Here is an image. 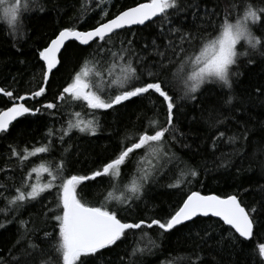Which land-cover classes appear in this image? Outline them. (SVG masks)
<instances>
[{
	"label": "trees",
	"instance_id": "trees-1",
	"mask_svg": "<svg viewBox=\"0 0 264 264\" xmlns=\"http://www.w3.org/2000/svg\"><path fill=\"white\" fill-rule=\"evenodd\" d=\"M29 2L33 10L24 13L23 25L16 32L12 31L5 19H0V88L11 91L14 96L31 93L42 84L43 63L38 57V50L46 46L61 28L75 24L82 12L85 19L78 27L80 30H88L95 27L97 22H104L145 0ZM250 2L264 6V0ZM184 3L185 10L170 17L171 25L165 24L164 35L160 34L161 22L156 18L154 22L150 21L143 26L119 31V38L113 37L114 46L106 45V49L118 52L121 49L120 42L124 41V46L127 47V40L131 39L135 51L140 55H147L152 51L153 39H156L157 44L167 43L165 36L168 27L182 26L193 33L198 29L201 33L213 32L211 25L219 24L231 0H184ZM41 4L46 7V11L35 10ZM192 4L199 7H191ZM213 9L220 15L209 21L205 11L211 13ZM104 11L108 13L107 16H103ZM253 31L257 35H264V28L259 26H254ZM145 45L149 47L145 48ZM95 47V44L89 48L68 42L62 63L50 75L45 95L35 99L29 96L24 102L26 106L33 108H41L48 102H54L58 104V108L25 114L10 126L7 133H0V225H3L0 227V264H16V257H20L23 264L25 257L22 253L30 242L49 250L58 233L56 221L44 215L48 209H55V189L43 193L42 199L37 201L10 203L25 180L28 184L31 183L29 173L33 167H39L41 163L55 167L63 157L66 161L65 175L88 174L111 158L122 141L127 143L126 136L131 138V134L147 128L149 119H156L161 123L165 121L166 112L159 101H156L154 107L147 99L132 98L114 109L97 110L95 118L100 127L95 135L71 129L64 136V141H61L60 137L68 129L69 123L76 119L75 113H81L82 119H92V110L83 102L59 101L56 97L71 82L85 59H99L104 68L112 62L113 58L107 53L90 55ZM237 47L241 52L248 50L243 41ZM148 58L159 59L153 56ZM248 59L249 57L242 56L238 62L240 75L233 77L234 84L230 94L236 99L231 105L224 103L225 93L229 90L218 85L203 86L195 94L196 100L184 96L182 84L176 85L175 95L182 98L177 100L179 108L174 120L178 129L175 133L177 139L166 140L171 151L176 154V160L168 165L171 170L166 169V174L155 176L146 185L141 199L135 200L131 206L109 200L106 202L109 208L117 210L120 217L129 222L151 218L166 219L192 191L221 196L238 193L248 207L257 209V219H264V208L261 207L264 204V95L257 91L264 90V56L256 53L251 64L247 62ZM233 70H236V66H233ZM15 102L16 100H10L4 93H0V111ZM245 128L248 129L247 140H239L235 144L229 141V137ZM49 130L52 131L51 136ZM220 132L224 133L223 137L219 136ZM46 144H50L49 152L23 162L12 155L13 148L22 152L25 148L31 150ZM141 155L143 151L137 150L123 169L128 174L122 178L123 183H127L136 170V159ZM191 170L197 172L195 177L191 176ZM32 175L37 177L33 183H47L50 179L46 173ZM38 176H42L44 180ZM177 181L180 182L179 187H169ZM109 191L112 189L107 178L78 189L80 196L95 206L105 203ZM120 191H123L122 184L114 195ZM217 222L214 218H195V223H185L167 233H162L154 226L152 229H143L146 236L141 230H131L122 243L118 242V246L102 250L103 256L95 264H189V257L193 264H200L196 259L197 255L203 258V264H254L258 258L253 254V248L264 243V228L251 241L245 242L241 250L240 246L233 248L227 243V232L222 237L219 228L210 229V239L204 235L205 226H214ZM44 232L52 234L47 238L48 243H44ZM149 240L154 241L155 246L150 245ZM137 247L145 248L143 254L137 252L133 255V249ZM33 255L35 264H40L39 252ZM28 259L31 261L32 258Z\"/></svg>",
	"mask_w": 264,
	"mask_h": 264
},
{
	"label": "snow or ice",
	"instance_id": "snow-or-ice-1",
	"mask_svg": "<svg viewBox=\"0 0 264 264\" xmlns=\"http://www.w3.org/2000/svg\"><path fill=\"white\" fill-rule=\"evenodd\" d=\"M190 6L199 7L197 4ZM0 9H2L3 19L11 26L12 31L16 32L23 25L24 13L32 11L33 6L29 0H23V2L22 0H0ZM35 10L44 12L46 7L41 4L36 6ZM184 10V0H145L120 11L104 22H97L95 27L88 30H80L78 27V24L85 19L82 12L75 24L61 28L46 46L38 50V57L43 62L41 69L43 82L35 91L14 96L11 91L0 88V93H4L10 100L25 101L29 96L33 99L41 97L45 95L46 85L53 70L62 63L68 42H78L79 46L89 48L95 44L96 47L90 55L100 56L102 53H107L113 60L107 68H104L99 59H85L80 70L73 75L71 82L64 86L56 97L59 101L68 99L81 101L92 110V119L88 120L80 119L81 113H75L76 122L69 123L68 129L60 137L62 142L64 136L73 128L81 133L95 135L100 127L99 121L95 118V112L114 109L132 98L147 99L154 107L156 101H159L166 112L163 123L156 119H149L147 128L131 134V138L126 136L127 143L122 141L111 158L88 174L65 175L66 161L63 157L55 167L41 163L39 167L31 169L29 177L31 173H46L50 179L47 183L33 184H28L25 180L22 188L16 190L17 195L10 203L22 204L37 201L42 199L43 193L55 189V209H48L44 215L56 221L55 228L58 229V233L54 242L50 244L49 250L30 242L22 253L25 257L23 264H35L33 254L36 252L40 254V264H95L103 256L102 250L118 246V242L122 243L131 230H141L146 236L147 233L143 232V229H152L155 226L162 233H167L177 226L184 225L185 222L195 223L194 218L199 217L219 218L216 225L205 226L204 235L210 239L212 237L210 229L219 228L222 237L227 232L226 242L233 248L240 246L241 250L245 242L251 241L259 234V230L264 228V219H257V209L248 207L238 193L221 196L204 195L199 191H192L166 219L151 218L129 222L121 218L117 210L107 206L106 202L109 200L131 206L135 200L141 199L146 185L155 176L166 174V169L171 170L168 169V165L176 160V154L171 151L166 140L177 139L175 133L178 129L174 120L177 116L176 110L179 108L177 100L182 98L175 95L178 83L183 85L184 96L191 100L197 99L195 94L205 85H218L222 89H228L224 103L231 105L236 99L230 93L234 84L233 77L240 75L238 63L240 58L249 57L247 62L251 64L254 62L252 57L256 53L264 56V35H257L253 31L254 26L264 28V6H257L250 0H231L219 24L211 25L213 32L201 33L198 29L196 33H193L182 26L168 27L165 36L167 43L157 44L156 39H153L152 51L147 55L138 54L132 47L131 39L127 40V47L124 46V41H121V49L118 52H112L110 48L105 47L109 44L114 46L113 37L119 38L117 30L132 25H144L146 21H153V18L160 19V34L164 35L165 24H172L170 17ZM107 15L108 13L104 11L103 16ZM218 15L220 14L215 9L211 13L205 11L209 21ZM242 41L248 46V50L243 52L237 47ZM148 47L145 45V48ZM149 56L159 59L149 60ZM233 66H236L235 71ZM257 91L264 95V90L257 89ZM57 108L58 104L54 102H48L41 108L28 107L23 102L14 103L6 110L0 111V133H7L12 122L18 117L40 113L42 109ZM211 115L210 112L209 118ZM49 135H52L51 130ZM219 136L223 137L224 133L220 132ZM247 139V128L229 137V141L233 144ZM213 146L215 147V140ZM49 150L50 144L34 147L31 150L25 148L22 152L13 148L12 155L23 162L30 157L47 153ZM137 150H142L143 155L136 159V170L127 183H123L122 178L128 176L123 169L136 155ZM190 174L195 177L197 172L191 170ZM104 178L108 179L109 187L112 189L105 197V203L95 206L86 202L80 196L78 189H82L88 183L102 182ZM121 184L123 191H120L118 196L114 195ZM179 186V181L169 185V187ZM261 207L264 208V204ZM51 235L44 232L46 238L44 243L49 242L47 238ZM149 244L155 246L154 241L149 240ZM148 250L150 251V248ZM144 251L145 248H134L133 255L137 252L143 254ZM253 254L258 258L254 264H264V243L254 246ZM28 258H32L31 261ZM196 259L203 264V258L200 255H197ZM188 260L189 264H193L191 257ZM15 261L16 264H22L20 257H16Z\"/></svg>",
	"mask_w": 264,
	"mask_h": 264
},
{
	"label": "water",
	"instance_id": "water-1",
	"mask_svg": "<svg viewBox=\"0 0 264 264\" xmlns=\"http://www.w3.org/2000/svg\"><path fill=\"white\" fill-rule=\"evenodd\" d=\"M154 19H156V18H153V20H154ZM148 22H150V21H146L145 24L148 23ZM145 24H144V25H145ZM136 26H143V25H132V26H130V27H126L125 29L134 28V27H136ZM121 30H123V29H121ZM121 30H117V31L119 32V31H121ZM75 43L78 44V42H75ZM78 45H79V44H78ZM83 47H84V46H83ZM40 61H41V60H40ZM41 62H42V61H41ZM42 63H43V62H42ZM54 70H55V69H54ZM54 70H53V71H54ZM28 98H29V97H28ZM28 98H26V100H28ZM26 100H25V101H26ZM25 101H19V100H16L15 103H21V102L24 103ZM12 105H13V104H12ZM12 105H11V106H12ZM11 106H10V107H11ZM5 110H6V109H5ZM21 117H22V116H21ZM19 118H20V117H18L17 120H18ZM15 121H16V120H15ZM15 121H13L12 124H13ZM12 124H11V125H12ZM11 125H10V126H11ZM204 195H208V194H204ZM199 218H214V219H217V220L219 219V218H216V217H199ZM194 219H195V218H194ZM185 223H188V222H185ZM177 227H178V226H177Z\"/></svg>",
	"mask_w": 264,
	"mask_h": 264
},
{
	"label": "rangeland",
	"instance_id": "rangeland-1",
	"mask_svg": "<svg viewBox=\"0 0 264 264\" xmlns=\"http://www.w3.org/2000/svg\"><path fill=\"white\" fill-rule=\"evenodd\" d=\"M0 19H3V14H2V9H0ZM68 101H73V100H71V99H68ZM80 119H82V118H80ZM82 120H85V119H82ZM76 122V119L73 121V123H75ZM72 131H77V132H79L77 129H75V128H73L72 129ZM147 166V165H146ZM40 174H43V173H40ZM31 177H32V180L30 181L31 183L30 184H33V182H35L36 180H37V177H35V176H33L32 175V173H31ZM39 177V179H43V177L42 176H38ZM44 180V179H43ZM41 183V182H40ZM44 183H46V182H44ZM118 190H119V187H118ZM120 193L119 192H117L115 195H119Z\"/></svg>",
	"mask_w": 264,
	"mask_h": 264
}]
</instances>
